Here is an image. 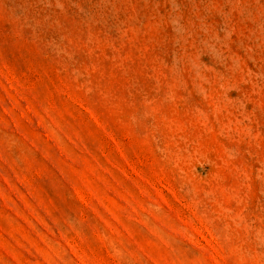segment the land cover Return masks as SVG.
Segmentation results:
<instances>
[{
  "label": "rangeland",
  "instance_id": "obj_1",
  "mask_svg": "<svg viewBox=\"0 0 264 264\" xmlns=\"http://www.w3.org/2000/svg\"><path fill=\"white\" fill-rule=\"evenodd\" d=\"M0 264H264V0H0Z\"/></svg>",
  "mask_w": 264,
  "mask_h": 264
}]
</instances>
